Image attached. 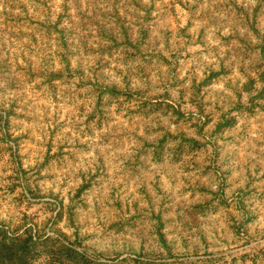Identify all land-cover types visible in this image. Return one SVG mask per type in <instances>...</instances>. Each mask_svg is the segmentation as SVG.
Returning <instances> with one entry per match:
<instances>
[{
	"label": "rangeland",
	"instance_id": "374dc122",
	"mask_svg": "<svg viewBox=\"0 0 264 264\" xmlns=\"http://www.w3.org/2000/svg\"><path fill=\"white\" fill-rule=\"evenodd\" d=\"M0 264H264V0H0Z\"/></svg>",
	"mask_w": 264,
	"mask_h": 264
}]
</instances>
